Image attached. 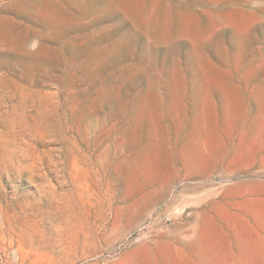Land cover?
Instances as JSON below:
<instances>
[{
	"label": "rangeland",
	"instance_id": "rangeland-1",
	"mask_svg": "<svg viewBox=\"0 0 264 264\" xmlns=\"http://www.w3.org/2000/svg\"><path fill=\"white\" fill-rule=\"evenodd\" d=\"M0 264H264V0H0Z\"/></svg>",
	"mask_w": 264,
	"mask_h": 264
},
{
	"label": "bare ground",
	"instance_id": "bare-ground-1",
	"mask_svg": "<svg viewBox=\"0 0 264 264\" xmlns=\"http://www.w3.org/2000/svg\"><path fill=\"white\" fill-rule=\"evenodd\" d=\"M26 159H24L25 161ZM29 165H26L24 163H22V161H20L18 167H17V172L18 174H21L22 172L26 171L28 169Z\"/></svg>",
	"mask_w": 264,
	"mask_h": 264
},
{
	"label": "crops",
	"instance_id": "crops-1",
	"mask_svg": "<svg viewBox=\"0 0 264 264\" xmlns=\"http://www.w3.org/2000/svg\"><path fill=\"white\" fill-rule=\"evenodd\" d=\"M258 134H259V132H258ZM258 137V136H257Z\"/></svg>",
	"mask_w": 264,
	"mask_h": 264
}]
</instances>
